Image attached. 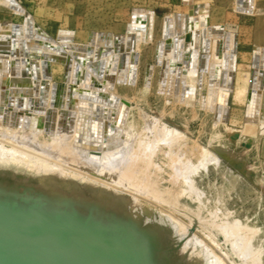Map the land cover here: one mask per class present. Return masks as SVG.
<instances>
[{
    "label": "rangeland",
    "instance_id": "1",
    "mask_svg": "<svg viewBox=\"0 0 264 264\" xmlns=\"http://www.w3.org/2000/svg\"><path fill=\"white\" fill-rule=\"evenodd\" d=\"M19 2L28 16L35 18L38 28L53 36L58 29H68L79 41L93 31L122 36L132 8L152 10L153 39L139 47L138 62L133 66L137 70L136 85H117L114 93L132 105L129 121L135 133L134 145L141 140L150 142L153 137L144 128L147 117L154 119L156 126L174 128L179 134L174 135L173 148L159 137L149 158L135 161L124 172L115 169L110 178L103 179V172H86L83 174L91 178L75 180L61 169L56 168V173L51 168L54 164L48 169L33 162L15 170L0 168V230L13 232L10 235L14 237L22 231L30 232L43 239V234L53 229L54 235L48 233L68 254L92 256L105 252L117 264H215L205 254L202 247L206 246L228 264H264V112L256 122L243 118L247 71L242 74L238 70L234 87L219 88L218 101L227 103L228 110L227 120L218 122L212 112L174 103L158 93L161 67L155 64L157 43L164 39V18L181 12L186 18L204 14L214 26L240 34L238 52H234L236 62L250 70L252 48L264 49V0L254 1L251 14L236 10V0H191L189 4L183 0ZM5 20L18 19L8 8L0 7V22ZM137 24L143 21L139 19ZM188 37L186 34L184 40ZM174 40H166L165 55L175 60ZM185 49L182 62H173L182 73L188 66ZM148 65L153 68L151 85L144 92ZM48 70L54 82L62 80L63 66L48 62ZM110 78L113 76H106ZM204 149L216 160L194 170L189 181L182 179L177 157L196 164ZM237 223L243 227V245L249 246L251 253L235 245V237L226 231ZM82 238H91L84 241L92 247L89 253H81L85 247Z\"/></svg>",
    "mask_w": 264,
    "mask_h": 264
},
{
    "label": "bare ground",
    "instance_id": "2",
    "mask_svg": "<svg viewBox=\"0 0 264 264\" xmlns=\"http://www.w3.org/2000/svg\"><path fill=\"white\" fill-rule=\"evenodd\" d=\"M190 2L191 0H183L185 4ZM0 7L8 8L12 17L18 19L0 22V168L15 170L21 164L29 162L47 168L54 164L51 168H55L56 173L57 169H61L66 176L73 175L75 180L83 176L91 178L90 175L83 174L86 172H103L104 179V176L110 178L115 169L123 171L144 156L149 158L159 137L173 148L174 135H178V131L165 125L158 127L154 119L149 117L144 118V128L148 133L152 132L151 141L140 139L134 145L135 133L131 131L129 121L132 105L128 99L114 93L117 85H136L137 70L133 66L138 62L139 47L153 39L152 10L132 8L122 36L115 38L111 33L93 31L88 32L84 41H79L75 40L76 36L68 29H58L53 36L38 28L35 18L28 16L19 0H0ZM253 7L254 0H236L235 9L240 12L250 14ZM186 16L180 12L164 18V39L158 41L156 50L158 56L155 64L161 67L156 90L174 103L197 106L212 112L216 121H226L228 104L218 101V92L220 87L231 88L233 85L234 61L230 32L223 34L215 31L204 14L188 18ZM139 19L143 24H137ZM187 22L190 24L188 29ZM191 29L188 67L182 73L178 68L175 69L173 62H182L183 50L180 43ZM169 37L176 39L175 60L165 55V39ZM218 38L225 41L222 82H215L212 75H209L212 59L209 51ZM257 53L260 62L254 68L249 89L253 92V105L251 113H245L243 117L249 122L258 120L263 90V74L260 70L264 65V49L259 48ZM48 62L63 66L60 82H54L49 75ZM9 70L13 71V75L9 74ZM152 71V66H149L147 79L142 85L144 92L151 85ZM109 75L113 78L108 80L106 76ZM201 157L196 164L184 162L179 156L175 158L182 179L188 180L198 167L205 168L209 160H216L206 149L201 150ZM175 159L172 160L175 162ZM237 225L238 223L234 224L226 231L230 232L231 237H235V245H239L241 250L247 248L246 251L251 253V248L243 245V227ZM52 230H47L43 239L30 232L22 231L18 233L20 236L14 237L10 235L13 232L0 230L1 233L4 232L0 247L13 243L34 262L42 260L41 264H64L66 262L63 259H72L77 264L81 260L82 264L99 262L100 252L92 256L68 254L70 252L59 246ZM23 233L28 237L25 238ZM67 239L71 241L69 237ZM88 239L91 238H82L81 241L83 243ZM45 247L50 249L48 257L40 258ZM202 248H205V254L215 264H228L209 246ZM90 251L84 252L82 249L81 253ZM109 263L117 264V261L110 259Z\"/></svg>",
    "mask_w": 264,
    "mask_h": 264
},
{
    "label": "crops",
    "instance_id": "3",
    "mask_svg": "<svg viewBox=\"0 0 264 264\" xmlns=\"http://www.w3.org/2000/svg\"><path fill=\"white\" fill-rule=\"evenodd\" d=\"M244 1L246 2V0H244ZM253 10H254V7H253ZM207 22L211 26H213V29L215 31H220L223 34H226V32H230V36H231V49H232L231 54H232V58H233V61H234V66H233L234 75H233V85H232V87H234V84L237 83V81H238V73H239L238 70L239 69L242 70L241 71L242 74H243V71L246 70L247 71V87H248V90H249L250 89V70L252 68H250V70L249 69H246L247 68V65L246 64L236 62V60H237L236 57L237 56L234 54V52H238L239 41H240V34H238L236 32L233 33L231 30H226V29H222V28H219V27L214 26L215 24L210 23L209 16H208ZM163 23H164V20H163ZM162 28L164 30V24H163V27ZM188 35H189L188 40L185 41L184 40V37H183V39L181 40L182 42L180 43V47L182 46L181 49L183 50V52H184V48L186 47V49H185V55H186L187 59L189 58V53H190V50H191L192 29L189 31ZM169 39H171L172 42H173V38H171V37L165 39V42H166V40H169ZM175 40H174V42H175ZM172 44L173 43H171V45ZM200 46L202 47V43H200ZM175 48H177V45L174 43V50H175ZM259 48H262V47H253L252 48V61H251V63H253L255 61V55H257V64H256V66L253 67V69L259 66V56H258V53H257ZM165 49H166V46H165ZM209 52H211V55H212V59H211L210 64H209V66H211L210 67V70L212 71L211 72L212 73V77L215 80V82H217V81L218 82H222L223 65L225 63V61H224V53H225V41H224V39L223 38H218L214 42L213 47L211 48V51H209ZM248 90H247V92H248ZM263 96H264V91L262 90V92H261V100H260V108H259L258 120H260V117H261L262 113L264 112V111H261V108L264 107V104H262V98H263ZM244 103L246 105V99H245Z\"/></svg>",
    "mask_w": 264,
    "mask_h": 264
},
{
    "label": "water",
    "instance_id": "4",
    "mask_svg": "<svg viewBox=\"0 0 264 264\" xmlns=\"http://www.w3.org/2000/svg\"><path fill=\"white\" fill-rule=\"evenodd\" d=\"M246 6V4H245ZM187 37V36H186ZM157 50V48H156ZM156 54L158 56V53L156 51ZM149 66H147V73L149 70ZM254 62L252 63V69L250 70V85L252 84V80H253V75H254ZM261 73L263 74V90H264V65L263 67H261ZM132 74V73H131ZM233 72H232V78H233ZM231 83H233V79L231 81ZM232 85V84H231ZM253 92L251 90H249L248 94H247V98H246V114H250L251 113V107L253 105ZM261 111H264V107L261 108ZM4 236V232L2 233V237ZM64 239H66L70 244H73L72 241H69V239H67L65 236H62ZM2 239V238H1ZM83 245H85L84 247V252L86 251H90V249L92 247H90V245L85 244V242L82 243ZM81 244V245H82ZM50 252V249L48 247H45L41 254H40V258H46L48 257V254ZM101 258H99V262H94L95 264H110L109 263V258L108 256L105 254V252L100 253L99 255ZM41 260V259H40ZM64 264H77L75 261L72 262V259H63ZM42 261V260H41ZM41 261L39 262H34V260H32V258H30V256H27L26 254H24L22 251H20L18 249L17 246H15L13 243L12 244H6L2 247H0V264H41ZM54 262L57 260H53ZM78 261V260H77ZM82 261V260H81ZM79 262V264H82V262ZM50 264H59V262L57 263H50ZM62 264V263H61Z\"/></svg>",
    "mask_w": 264,
    "mask_h": 264
}]
</instances>
